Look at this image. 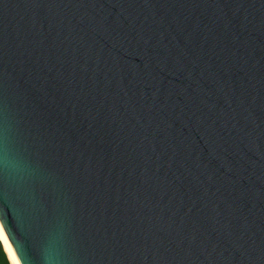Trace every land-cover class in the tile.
<instances>
[{"label": "water", "instance_id": "obj_1", "mask_svg": "<svg viewBox=\"0 0 264 264\" xmlns=\"http://www.w3.org/2000/svg\"><path fill=\"white\" fill-rule=\"evenodd\" d=\"M0 228L20 264H264V0H0Z\"/></svg>", "mask_w": 264, "mask_h": 264}, {"label": "clouds", "instance_id": "obj_2", "mask_svg": "<svg viewBox=\"0 0 264 264\" xmlns=\"http://www.w3.org/2000/svg\"><path fill=\"white\" fill-rule=\"evenodd\" d=\"M44 264H60L59 254L58 251L56 250L54 241L45 251Z\"/></svg>", "mask_w": 264, "mask_h": 264}, {"label": "rangeland", "instance_id": "obj_3", "mask_svg": "<svg viewBox=\"0 0 264 264\" xmlns=\"http://www.w3.org/2000/svg\"><path fill=\"white\" fill-rule=\"evenodd\" d=\"M0 242L2 244V248L0 246V264H12L9 251L6 249L1 237Z\"/></svg>", "mask_w": 264, "mask_h": 264}, {"label": "bare ground", "instance_id": "obj_4", "mask_svg": "<svg viewBox=\"0 0 264 264\" xmlns=\"http://www.w3.org/2000/svg\"><path fill=\"white\" fill-rule=\"evenodd\" d=\"M0 237H1V239L5 245L6 249L9 251V255L11 257L12 264H20L19 261L17 260L16 256H15L10 244L8 243L3 231L1 230V228H0Z\"/></svg>", "mask_w": 264, "mask_h": 264}, {"label": "trees", "instance_id": "obj_5", "mask_svg": "<svg viewBox=\"0 0 264 264\" xmlns=\"http://www.w3.org/2000/svg\"><path fill=\"white\" fill-rule=\"evenodd\" d=\"M0 246H1V248H2V244H1V242H0Z\"/></svg>", "mask_w": 264, "mask_h": 264}]
</instances>
